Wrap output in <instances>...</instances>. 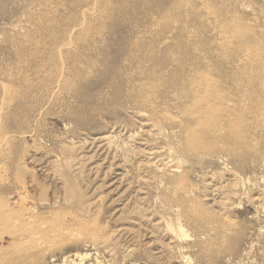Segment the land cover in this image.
<instances>
[{
    "label": "rangeland",
    "instance_id": "rangeland-1",
    "mask_svg": "<svg viewBox=\"0 0 264 264\" xmlns=\"http://www.w3.org/2000/svg\"><path fill=\"white\" fill-rule=\"evenodd\" d=\"M0 109L5 196L73 227L5 263L264 264V0H0Z\"/></svg>",
    "mask_w": 264,
    "mask_h": 264
},
{
    "label": "bare ground",
    "instance_id": "bare-ground-1",
    "mask_svg": "<svg viewBox=\"0 0 264 264\" xmlns=\"http://www.w3.org/2000/svg\"><path fill=\"white\" fill-rule=\"evenodd\" d=\"M93 16V15H92ZM98 16V15H97ZM99 18V17H98ZM85 32V31H84ZM231 38V37H230ZM233 41V40H232ZM232 45V44H231ZM79 47V46H78ZM66 48V47H65ZM61 49H63V48H61ZM64 51V50H63ZM65 52V51H64ZM60 53V52H59ZM58 53V54H59ZM63 53V52H62ZM56 54V53H55ZM61 54V53H60ZM78 55V54H77ZM76 55V56H77ZM66 56V55H65ZM56 57H58V56H56ZM67 57H68V54H67ZM69 79V78H68ZM208 81V80H207ZM207 84V83H206ZM203 87H204V85H203ZM202 87V88H203ZM207 88V87H206ZM191 89V88H190ZM185 96V95H184ZM198 96H201V95H198ZM196 98H197V95L195 96ZM208 97V96H207ZM211 97V96H210ZM3 98V97H2ZM194 98V97H193ZM220 98V97H219ZM195 99V98H194ZM193 99V100H194ZM10 100V99H9ZM192 100V101H193ZM198 100V99H197ZM7 101V100H6ZM191 101V102H192ZM195 101H196V99H195ZM196 103V102H195ZM195 103H193V104H195ZM198 104V103H197ZM196 104V105H197ZM204 104H207V103H204ZM208 105V104H207ZM206 105V106H207ZM190 107V106H189ZM194 107V106H193ZM208 107V106H207ZM179 108V107H178ZM182 108V107H181ZM199 108V107H198ZM209 108H211V107H209ZM209 108H207V110H209ZM195 109H196V107H195ZM187 110H189V108H187L186 107V111ZM199 110V109H198ZM0 111H2L1 109H0ZM190 112L192 111V110H189ZM213 111V110H212ZM211 111V112H212ZM215 111V110H214ZM219 111V110H218ZM168 112V111H167ZM198 112H200V110L198 111ZM201 112H202V110H201ZM195 113V112H194ZM11 114V113H10ZM167 114V113H166ZM179 114V113H178ZM199 114H200V116H199ZM197 113V115L199 116V118L200 119H202L201 118V113ZM211 114V113H210ZM215 114V113H214ZM188 115H191L190 113H188ZM196 115V114H195ZM235 115V114H234ZM29 116V115H28ZM197 116V117H198ZM210 116V115H209ZM213 116H215V115H213ZM217 116V115H216ZM2 117V116H1ZM207 117V116H206ZM212 117V116H211ZM205 118V117H204ZM209 118V117H208ZM186 119V118H185ZM205 119H207V118H205ZM210 119V118H209ZM161 120V119H160ZM165 119H163V121H164ZM202 120H204V119H202ZM211 120V119H210ZM200 121V120H199ZM208 122H209V120H207ZM178 122V121H177ZM193 122V121H192ZM210 122H212V120L210 121ZM22 123V122H21ZM195 123V122H194ZM214 123V122H213ZM13 124V123H12ZM15 124V123H14ZM176 124V123H175ZM188 124V123H187ZM196 124V123H195ZM217 124V123H216ZM177 125V124H176ZM197 125V124H196ZM201 125V124H200ZM205 125H206V123H205ZM211 125H212V123H211ZM169 126V125H168ZM178 126V125H177ZM202 126V125H201ZM186 127V126H185ZM206 128H207V126H205ZM231 127H232V125H231ZM13 128V127H12ZM210 128V127H209ZM7 129V128H6ZM188 129V126H187V128H186V130ZM202 129H204V128H202ZM142 130V129H141ZM193 130H195V129H193ZM205 130V129H204ZM216 130H219V129H216ZM185 131V130H184ZM188 131V130H187ZM186 131V132H187ZM192 131V130H191ZM215 131V130H214ZM219 131H221V130H219ZM232 131V130H231ZM18 132V131H17ZM143 132V131H142ZM205 132V131H204ZM206 132H208V131H206ZM205 132V133H206ZM216 132V131H215ZM5 133H8V131L7 132H5ZM19 133V132H18ZM185 133V132H184ZM195 134L196 133H198V134H200L199 132H194ZM193 133V134H194ZM216 133H218V132H216ZM219 133H221V132H219ZM2 134H4V133H2ZM15 134H17V133H15ZM14 134V135H15ZM126 134V133H125ZM197 134V135H198ZM25 135H28V134H25ZM24 135V136H25ZM4 136H6V135H4ZM9 136V135H8ZM13 136V135H12ZM16 136V135H15ZM19 136H20V134H19ZM132 136H135V135H132ZM208 136V135H207ZM131 137V136H130ZM209 137V136H208ZM2 138H3V136H2ZM2 138H0V139H2ZM113 138V137H112ZM111 138V139H112ZM188 138H189V136H188ZM188 138H186V140L188 139ZM198 138H199V135H198ZM17 139V138H16ZM134 139V138H133ZM140 139V138H139ZM3 141H1L2 143L3 142H5V141H7V138H3L2 139ZM12 140V139H11ZM110 139H108V138H106V139H104L102 142L104 143V145L107 147V149H112L114 146H113V144L112 143H110V141H109ZM124 140H125V138H124ZM196 140H197V137H196ZM198 140H200V139H198ZM97 141V140H96ZM192 141V140H191ZM207 141H209V140H207ZM225 141V140H224ZM16 142V141H15ZM18 142V141H17ZM22 142V141H21ZM93 142H95V141H93ZM113 142V141H112ZM143 143V142H142ZM208 143V142H207ZM7 144V143H6ZM11 143H9V145H10ZM97 144V143H96ZM100 144V143H99ZM189 144H191L190 142H189ZM102 145V144H101ZM111 145L113 146V147H111ZM115 145V144H114ZM126 145V144H125ZM208 145V144H207ZM2 146V145H1ZM0 146V147H1ZM6 146V145H5ZM92 146H94V145H92ZM98 146V145H97ZM189 146V145H188ZM201 146V145H200ZM205 146H206V144H205ZM209 146V145H208ZM232 146V145H231ZM14 147V146H13ZM101 147V146H100ZM3 149H4V147H2ZM1 148V149H2ZM99 148V147H98ZM193 148H195V147H193ZM204 148H208L207 146L206 147H204ZM94 149V148H93ZM104 149V148H103ZM201 149H203V148H201ZM212 149V148H211ZM11 150V149H10ZM91 150H92V148H91ZM115 149L113 148V151H114ZM204 150V149H203ZM2 151H4V150H2ZM98 151H99V149H98ZM104 151V150H103ZM112 151V150H111ZM190 151H193V150H190ZM205 151V150H204ZM208 151H209V154L211 155V154H214V151H212L213 153H210V149H208ZM208 151H206V152H208ZM95 152H96V150H95ZM110 152V151H109ZM206 152H205V154H206ZM7 153V152H6ZM191 153H193V152H191ZM196 153V152H195ZM194 153V154H195ZM22 154V153H21ZM33 154V153H32ZM102 154V153H101ZM111 154V153H110ZM204 154V155H205ZM208 154V153H207ZM207 154L205 155V156H207ZM208 154V155H209ZM209 155V156H210ZM209 156H207V157H209ZM0 157H1V153H0ZM202 157V156H201ZM2 159V157L0 158V160ZM48 161V160H47ZM18 162V161H17ZM16 162V163H17ZM133 163V162H132ZM139 164V163H138ZM1 165H4V164H1ZM20 165V164H19ZM26 165V164H25ZM15 166H16V164H15ZM21 166V165H20ZM28 166V165H27ZM19 167V166H18ZM23 167V166H22ZM40 167V166H39ZM2 168V167H1ZM4 168H5V165H4ZM24 168V167H23ZM27 168V167H26ZM78 170V169H77ZM98 170V169H97ZM140 170V169H139ZM1 171H3L2 169H1ZM26 171V170H25ZM25 171H24V173H25ZM30 171V170H29ZM29 171H26V176H27V173H28V175H29V177L32 175V173L31 172H29ZM61 171V170H60ZM76 171V170H75ZM128 171V170H127ZM62 173V172H61ZM99 173V172H98ZM0 174H1V176H2V172H0ZM23 175V174H22ZM94 175V174H93ZM35 176V175H34ZM42 176V175H41ZM2 177H4V176H2ZM23 177V176H22ZM32 177V176H31ZM25 178H27V177H25ZM29 179V178H28ZM27 179V180H28ZM22 180H23V178H22ZM21 179H19V181H18V184L20 185V184H22L23 185V183L22 182H20V181H22ZM32 180V179H31ZM35 180V179H34ZM33 180V181H34ZM7 181H8V179H7ZM30 182V181H29ZM7 182L5 181V179H3V178H0V240H3V238L1 237V236H3L4 235V233L5 234H7V238L8 239H10L9 241L11 242L12 241V239L13 238H22V239H24L23 241H25V242H28L29 244L30 243H32V245H34L33 243H35V244H37L38 246H42L43 248L44 247H49L52 243H49V242H51V238L50 237H52L53 239H57V237L59 238L60 236L62 237H60L59 239H61V240H63V236L62 235H65V234H63V233H65V232H67V229L68 228H70V227H72V226H70L69 227V225H68V222H67V224L66 225H68V226H66L65 227V224H64V221H59V220H56V219H54V218H51V217H48V218H46L43 214H41L40 212H38L37 213V211H35L34 210V205L32 204V206L34 207L33 209H31V208H27L26 206H25V196H23L24 195V193L23 192H20V191H22V190H17V191H19L20 192V194L19 195H17V193L16 194H14L13 192H11V190L9 191V197H7V196H5V194H6V191L7 190H9L10 188L7 186V184H6ZM116 184V183H115ZM214 185V184H213ZM17 186V185H16ZM27 186V185H26ZM28 186H29V184H28ZM130 186V185H129ZM12 187H14V185L12 184ZM22 187V186H21ZM23 187H25L24 185H23ZM27 188V187H26ZM25 188V189H26ZM120 188V187H119ZM22 189V188H21ZM24 189V188H23ZM116 189V188H115ZM129 189V188H128ZM12 191H14L13 189H12ZM16 191V192H17ZM129 191V190H128ZM18 192V193H19ZM28 193H30V192H28V190H27V194ZM23 194V195H22ZM26 194V195H27ZM30 195V194H29ZM32 196V195H31ZM112 196V195H111ZM27 197H29V196H27ZM32 198V197H31ZM30 199V198H29ZM33 199H31V201H32ZM27 202H28V199L26 200ZM31 201H29V202H31ZM117 201V200H116ZM133 201V200H132ZM28 202V203H29ZM33 203V202H32ZM213 205V204H212ZM28 206V205H27ZM29 207H31L30 205H29ZM198 208H199V206H198ZM197 209V208H196ZM195 212V211H194ZM197 212V211H196ZM59 214V213H58ZM64 214V213H63ZM75 214V213H74ZM73 214V215H74ZM196 214V213H195ZM202 214V213H201ZM68 215V214H67ZM63 216V215H62ZM76 216V215H75ZM77 216H78V214H77ZM197 216V215H196ZM195 216V217H196ZM202 216V215H201ZM205 216V215H204ZM208 216V215H207ZM71 217H72V215H71ZM66 218V217H65ZM75 218V217H74ZM79 218H81V216L79 217ZM198 218V217H197ZM58 219V218H57ZM208 219V218H207ZM229 219V218H228ZM64 220V219H63ZM67 221V220H66ZM25 222H27V224L25 223ZM73 223H75V222H73ZM87 223V222H86ZM205 223V222H204ZM72 224V223H71ZM70 224V225H71ZM79 225V224H78ZM77 225V226H78ZM82 225V224H81ZM76 226V225H75ZM82 227H83V225H82ZM86 227V226H85ZM88 227V226H87ZM215 227H217V226H215ZM73 228V227H72ZM79 228V227H78ZM175 228V227H174ZM205 228H206V226H205ZM207 228H208V226H207ZM89 229V228H88ZM178 229V228H177ZM214 229V228H213ZM230 229V228H229ZM179 230V229H178ZM73 230H71V232H72ZM74 231H75V227H74ZM86 231V230H85ZM172 231V230H171ZM209 231V230H208ZM231 231V230H230ZM50 232V233H49ZM70 232V233H71ZM77 232H79V231H77ZM42 233H44V236L46 237L45 239H43L42 237H44L43 236V234ZM68 233H69V231H68ZM69 233V234H70ZM185 233V232H184ZM47 234H50V235H47ZM73 234V233H72ZM77 234H79V233H77ZM85 234V233H84ZM42 235V237H40ZM65 236H68L67 234L65 235ZM75 236V235H74ZM69 237H71V236H69ZM76 237V236H75ZM42 238V239H41ZM7 239V240H8ZM69 239V238H68ZM66 240V239H65ZM4 241V240H3ZM49 241V242H48ZM54 241V240H53ZM2 242V241H1ZM58 242V241H57ZM3 243V242H2ZM12 243V242H11ZM16 243V242H15ZM56 243V242H55ZM1 244V243H0ZM18 244V243H17ZM23 244V243H22ZM22 244H18L19 246H17V245H15V246H13L14 245V243H13V245L11 246H9L8 248H4V246H0V256L1 255H5V256H11L12 257V259L13 258H16L17 256H20L19 254L22 252L21 250H23V245ZM54 244V243H53ZM56 244H58V243H56ZM28 245V244H27ZM36 245V246H37ZM29 246V245H28ZM31 246V245H30ZM41 247V248H42ZM29 248V247H28ZM30 248H32V247H30ZM53 248V247H52ZM38 249H39V247H38ZM48 249H50V248H48ZM24 250H25V248H24ZM117 250H119V249H117ZM124 250V249H123ZM30 251V250H29ZM36 251V250H35ZM39 251V250H38ZM34 252V251H33ZM53 252V251H52ZM37 253V252H36ZM39 253V252H38ZM51 253V252H50ZM129 254V253H128ZM12 255H17L16 257H13ZM27 255V254H26ZM39 256V255H38ZM10 257V258H11ZM25 257V256H24ZM28 257V256H27ZM26 257V258H27ZM37 257V256H36ZM35 256H34V258H36ZM19 258V257H18ZM17 259V258H16ZM16 259L14 260V261H16ZM22 259V258H21ZM2 260H7V259H3V257L1 258L0 257V264H7V263H5L6 261H2ZM10 260V259H9ZM8 260V261H9ZM20 260V259H19ZM25 260V259H24ZM37 260V259H36ZM43 260H44V258H43ZM7 261V262H8ZM12 261V260H11ZM22 261H23V259H22ZM32 261V260H31ZM34 261V260H33ZM18 262V261H17ZM19 262H21V261H19ZM29 262V261H28ZM12 263H14V262H12ZM34 263H36V261L34 262ZM21 264H23V263H21ZM28 264H30V263H28ZM32 264V263H31Z\"/></svg>",
    "mask_w": 264,
    "mask_h": 264
}]
</instances>
